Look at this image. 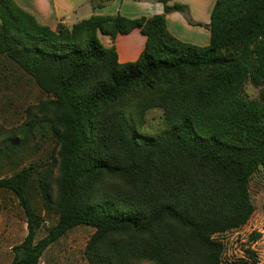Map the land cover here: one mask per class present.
Segmentation results:
<instances>
[{"label": "trees", "instance_id": "16d2710c", "mask_svg": "<svg viewBox=\"0 0 264 264\" xmlns=\"http://www.w3.org/2000/svg\"><path fill=\"white\" fill-rule=\"evenodd\" d=\"M153 1L162 14L91 15L52 30L0 0V57L50 96L27 108L19 127L0 130V159L47 126L54 151L38 185L60 214L53 232L32 244L27 171L0 180L28 219L13 264H38L54 237L76 225L94 229L83 253L88 264H223L212 235L253 214L249 181L264 169V0H215L206 47L168 32L165 16L187 12L185 5ZM134 29L144 49L120 64L115 38ZM247 82L261 88L257 99L243 95ZM151 107L166 122L153 135L140 130ZM235 264L259 262L246 248Z\"/></svg>", "mask_w": 264, "mask_h": 264}, {"label": "rangeland", "instance_id": "374dc122", "mask_svg": "<svg viewBox=\"0 0 264 264\" xmlns=\"http://www.w3.org/2000/svg\"><path fill=\"white\" fill-rule=\"evenodd\" d=\"M108 45L106 37H100ZM260 87L247 82L242 89L248 99H257ZM50 98L15 63L0 57V130L7 133L25 121L26 110L40 101ZM166 128L162 111L146 108L142 113L140 130L153 135ZM54 151V139L47 126H39L27 144L8 158L0 159V180L14 179L26 170L24 186L28 206L33 213L32 244L40 242L55 228L59 212L55 205L47 206L38 185L39 178L50 169ZM249 195L254 212L245 225L212 235L222 245L220 261L235 264L246 248L253 250L259 264H264V169H259L249 181ZM28 219L15 194L0 186V264H13L18 259L19 247L28 236ZM94 229L76 225L54 237L42 251L38 264H88L83 253ZM259 237L252 241V238Z\"/></svg>", "mask_w": 264, "mask_h": 264}, {"label": "crops", "instance_id": "0c3cea01", "mask_svg": "<svg viewBox=\"0 0 264 264\" xmlns=\"http://www.w3.org/2000/svg\"><path fill=\"white\" fill-rule=\"evenodd\" d=\"M31 14L36 21L54 30L57 24L71 26L91 15L127 18L150 17L163 13V5L153 0H13ZM187 7V12H170L165 16L168 32L183 43L198 47L209 45L208 24L215 0H175ZM102 7H92L99 3ZM145 37L134 29L125 35H117L114 47L117 60L125 64L137 60L144 49Z\"/></svg>", "mask_w": 264, "mask_h": 264}]
</instances>
